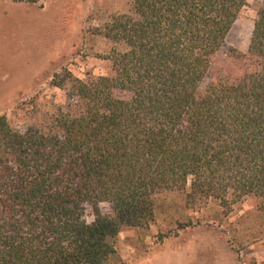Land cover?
Instances as JSON below:
<instances>
[{
    "label": "trees",
    "instance_id": "16d2710c",
    "mask_svg": "<svg viewBox=\"0 0 264 264\" xmlns=\"http://www.w3.org/2000/svg\"><path fill=\"white\" fill-rule=\"evenodd\" d=\"M247 1L132 0L100 33L105 75L55 73L68 102L40 124L0 115V264H106L122 227L187 186L189 202L252 197L264 216V0L249 66L201 88Z\"/></svg>",
    "mask_w": 264,
    "mask_h": 264
},
{
    "label": "rangeland",
    "instance_id": "374dc122",
    "mask_svg": "<svg viewBox=\"0 0 264 264\" xmlns=\"http://www.w3.org/2000/svg\"><path fill=\"white\" fill-rule=\"evenodd\" d=\"M258 0H248L201 85L215 77L241 76ZM132 0H44L36 5L0 0V115L11 126L40 124L67 104L50 85L68 70L79 79L105 75L112 43L100 33ZM185 191L154 198V217L144 227H122L106 264H264V216L252 197L228 207L189 202ZM108 213L106 204L101 205ZM92 218L87 216V221Z\"/></svg>",
    "mask_w": 264,
    "mask_h": 264
}]
</instances>
